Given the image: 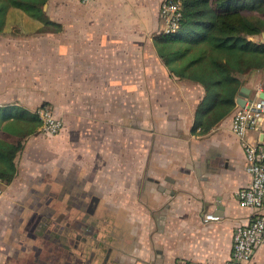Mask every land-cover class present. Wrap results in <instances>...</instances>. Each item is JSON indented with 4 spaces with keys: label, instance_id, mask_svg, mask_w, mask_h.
Instances as JSON below:
<instances>
[{
    "label": "crops",
    "instance_id": "1",
    "mask_svg": "<svg viewBox=\"0 0 264 264\" xmlns=\"http://www.w3.org/2000/svg\"><path fill=\"white\" fill-rule=\"evenodd\" d=\"M162 1L47 0L48 16L62 24L58 31H39L40 20L8 8L0 31V106L37 111L47 103L64 121L58 133L64 132L63 149L36 150L40 140L26 138L17 173L0 197V205L15 210L11 238L20 248L10 256L25 253L36 264L27 219L54 208L62 213L73 179L99 185L101 234L116 264L223 262L231 256L236 227L253 216L237 198L251 174L233 115L258 91L264 98V67L242 75L246 89L227 116L208 133H193L204 88L171 75L157 53L153 38ZM250 38L264 43V31ZM123 103L129 105L121 114ZM74 135L97 140L93 158L81 142L75 144L80 156L66 154V138ZM248 137L264 140V117L260 131ZM53 195L58 200L50 202ZM209 213L220 218L206 219ZM106 217L112 218L110 234ZM48 232L37 241L43 251ZM248 264H264V242Z\"/></svg>",
    "mask_w": 264,
    "mask_h": 264
},
{
    "label": "trees",
    "instance_id": "2",
    "mask_svg": "<svg viewBox=\"0 0 264 264\" xmlns=\"http://www.w3.org/2000/svg\"><path fill=\"white\" fill-rule=\"evenodd\" d=\"M46 1L0 0V31L10 6L40 20L39 31L60 30L62 24L44 9ZM180 1L179 30L159 31L153 39L171 75L204 88L191 131L205 134L237 106L245 84L242 75L264 67V43L250 38L264 31V0ZM40 125L36 111L16 103L0 106V176L6 183L17 173V157L26 138L38 133Z\"/></svg>",
    "mask_w": 264,
    "mask_h": 264
},
{
    "label": "built area",
    "instance_id": "3",
    "mask_svg": "<svg viewBox=\"0 0 264 264\" xmlns=\"http://www.w3.org/2000/svg\"><path fill=\"white\" fill-rule=\"evenodd\" d=\"M90 2L91 0H81ZM164 27L161 31L175 32L179 30L182 18L180 0H163L160 8ZM41 120L40 131L44 134H58L64 125L63 119L49 105H43L36 111ZM264 117V98L257 95L238 105L232 121V130L242 139L246 152L247 171L251 174L249 183L240 188L237 198L241 206L253 209V216L246 223L239 224L233 235L231 256L223 262L193 260L189 264H248L256 248L264 242V140H252L250 132H259ZM6 182L0 176V197L6 189ZM214 213L206 215V219H219Z\"/></svg>",
    "mask_w": 264,
    "mask_h": 264
},
{
    "label": "flooded vegetation",
    "instance_id": "4",
    "mask_svg": "<svg viewBox=\"0 0 264 264\" xmlns=\"http://www.w3.org/2000/svg\"><path fill=\"white\" fill-rule=\"evenodd\" d=\"M86 181L73 179L67 182L62 213L54 208L48 213H33L27 219V239L33 241L29 251L36 264H47L50 258L52 264L56 263V256H62L63 264H116L114 250L110 245L105 248L101 234L104 219L101 215L102 196L99 185L88 179ZM53 198L58 200V195H53L50 202H53ZM47 228L50 230L48 239L51 241L43 251L37 241L44 239Z\"/></svg>",
    "mask_w": 264,
    "mask_h": 264
},
{
    "label": "rangeland",
    "instance_id": "5",
    "mask_svg": "<svg viewBox=\"0 0 264 264\" xmlns=\"http://www.w3.org/2000/svg\"><path fill=\"white\" fill-rule=\"evenodd\" d=\"M62 14V12H61ZM164 27V20L161 19V28H159V31H161ZM158 93H161L160 91ZM58 97H63V95H59ZM123 105L128 106L129 104H122L121 105V114L122 113H126L127 110H123ZM143 104H140V106H142ZM55 110V109H54ZM56 111V110H55ZM137 111H141L142 112V107L137 108ZM62 116V115H61ZM63 119V118H62ZM123 119H121L122 121ZM69 122V125L71 126L70 120H67ZM72 122H74L75 120H71ZM82 122H86L85 119L80 120ZM127 121V119H126ZM64 133V132H63ZM63 133L60 134H54V135H48V134H44L40 131V127H39V132L35 133L34 138H38L40 141L36 140L37 144L35 145L36 150H39L40 148H42L43 150L45 149V151L49 152L48 150H54V148L58 149V148H62V139L64 137ZM72 138V139H71ZM74 138H77V140L73 141ZM73 137H69L66 138V142H67V151L66 154H69L71 156L74 157H78L80 156L81 152L78 151L77 147H76V142L81 144H86L87 145V151L84 150L83 153L86 154V157L88 159L93 158L95 151L92 150L91 148V144H94L95 142H97V140L92 139L91 136H85V135H74ZM79 138V140H78ZM82 148H85L82 147ZM96 149V148H95ZM62 158L63 155H61ZM89 168V167H88ZM31 197V195H30ZM1 200V199H0ZM18 207V206H17ZM15 210L12 208V205H8L4 203V205H0V264H31V260L28 259V256L23 253L18 255V256H10L13 254V252H16L18 250V248H20V246L16 247L17 245L15 244V242L12 241L11 238V233H13V231L11 230L13 227V221L10 222L11 217L14 215L12 214ZM11 212V213H10ZM10 213V214H9ZM111 217V216H108ZM16 220V218H15ZM108 226V234L112 233V218H110L108 220L107 223ZM12 227V228H11ZM8 250H10V252L7 254L6 252H8ZM62 255V253H61ZM59 261V262H58ZM63 259L62 256H57L55 258V262L53 264H60L62 263Z\"/></svg>",
    "mask_w": 264,
    "mask_h": 264
},
{
    "label": "water",
    "instance_id": "6",
    "mask_svg": "<svg viewBox=\"0 0 264 264\" xmlns=\"http://www.w3.org/2000/svg\"><path fill=\"white\" fill-rule=\"evenodd\" d=\"M245 86L242 87L240 94H243V91L245 90Z\"/></svg>",
    "mask_w": 264,
    "mask_h": 264
}]
</instances>
